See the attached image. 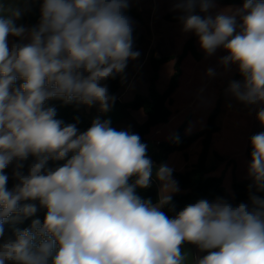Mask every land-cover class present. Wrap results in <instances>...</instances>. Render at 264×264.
I'll use <instances>...</instances> for the list:
<instances>
[{"label":"clouds","instance_id":"1","mask_svg":"<svg viewBox=\"0 0 264 264\" xmlns=\"http://www.w3.org/2000/svg\"><path fill=\"white\" fill-rule=\"evenodd\" d=\"M128 0H43L40 22L17 25L26 11L17 0H0V264H264V198L233 206L217 197L186 205L169 218L161 209L180 191L167 163L155 166L147 145L111 120L94 119L79 133L76 124L56 119L49 99L65 104H98L111 111L116 97L101 81L124 72L133 50ZM214 0H178L184 32L194 33L209 56L218 48L243 77L226 90L246 106H259L264 126V0H245L242 8L201 16ZM237 17L240 22L237 23ZM9 37L27 43L9 44ZM208 76H214L212 68ZM17 79L23 83L14 87ZM179 143V136L170 137ZM249 185L264 191V131L250 137ZM49 168V160H64ZM35 161L27 175L21 169ZM15 162L19 181L7 188L5 169ZM135 177L134 183H129ZM160 183L156 204L136 189ZM28 201V203H22ZM46 210L43 222L5 235V224ZM195 245L202 257L182 252Z\"/></svg>","mask_w":264,"mask_h":264},{"label":"trees","instance_id":"2","mask_svg":"<svg viewBox=\"0 0 264 264\" xmlns=\"http://www.w3.org/2000/svg\"><path fill=\"white\" fill-rule=\"evenodd\" d=\"M215 3L221 5H243L245 0H214ZM42 0H30L28 8L29 10L17 21V25H23L27 28L37 26L40 22L39 8ZM197 14L204 16V13L199 12V8L196 10ZM125 15L128 17L140 18L139 13L134 9L127 8ZM182 15L180 12L177 15H167L166 20L172 23H179V17ZM15 43H22L21 38L12 37ZM142 36L138 30L133 26V39L135 42L140 43ZM198 37L192 33L191 37L185 42L182 53L177 59L174 65V72L170 78L167 89L164 92H160L157 89V82L159 80V72L161 67L174 60V57H151V64L153 68V75L150 80L148 95L137 94L133 101L129 103L121 104V112L125 117H129V111L143 110L147 115V121L138 125L136 134H138L143 143H146L147 136L151 131L160 126L170 123L173 119L174 111L172 104L174 102V94L178 91L180 78L182 76V61L190 55L196 61L203 59V54L198 51L196 47V40ZM243 77L240 72L236 73L232 78L227 79L224 85L220 89L218 98L214 108L210 111L206 126L195 133L186 134V130L191 124L192 115H187L183 123L178 127L174 134L179 136V143H173L171 140L168 142H160L157 146V150L150 156L154 165H160L161 163H168L171 156L174 158L170 161L171 167L174 169L173 178L178 182L179 189L185 193L172 195V205H175L174 211H170V205L163 207L164 213L172 218L182 210L186 205L195 203L200 199H207L212 202L217 197H222L228 200L233 206L240 204L241 202L250 204V194L257 193L253 187L249 189L248 184L246 192L243 196L233 198L229 191L224 186V178L227 183H233V187L236 188L238 182L236 180V170L238 165L237 159L234 156L235 150L229 147H221L222 151H215L214 161L209 165V159L211 156L212 144L215 142H229V140H235L237 136H242L245 131V126L251 121L249 115H251L254 106H246L245 104L237 101L226 90L232 81H242ZM23 83L21 79H17L14 87L19 88ZM109 94L115 96L117 91L121 87V78L118 74L115 78L107 79L106 83ZM46 107H54L56 109V119L62 120L65 125L76 124L78 131L85 132L92 124L94 119L99 118L103 121L102 117L97 116L99 111L98 106H90L89 113L86 112L87 105L72 102L65 104L62 99L54 98L45 102ZM178 112V111H177ZM176 112V113H177ZM234 118V119H233ZM229 119H233L234 123H231ZM221 120H224V125H220ZM173 123V122H172ZM257 126H260V122L257 119ZM231 129V135L229 130ZM223 130L222 136L221 134ZM255 134V133H254ZM237 135V136H236ZM221 136V137H220ZM225 138V139H224ZM238 140V138H237ZM201 144V150L191 154L194 146ZM221 146V144H220ZM197 147V146H196ZM239 150H237L238 153ZM197 156L196 162L189 165L190 159ZM34 156H29L26 161L23 162L24 167L21 169L24 175L28 174L29 166L35 161ZM67 159L64 160H49L48 167L54 168L62 166ZM179 165V168L177 166ZM186 168L185 170H182ZM15 169V162L6 168L4 171L8 175L7 188L12 190L14 186L19 182L13 175ZM213 173L220 174L221 176H212ZM135 177L130 178L129 183H134ZM160 191L159 183L153 181L151 187L146 189H136L137 195L142 199H150L153 204L157 203L158 194ZM22 203H28L23 201ZM37 203L38 211L35 215L27 218H21L18 222H13L11 219L5 224V234L12 235L14 229L23 230L29 228L32 220L39 219L43 222L46 210L39 207Z\"/></svg>","mask_w":264,"mask_h":264},{"label":"rangeland","instance_id":"3","mask_svg":"<svg viewBox=\"0 0 264 264\" xmlns=\"http://www.w3.org/2000/svg\"><path fill=\"white\" fill-rule=\"evenodd\" d=\"M177 2L178 0H128V8L136 10L140 15L139 19L129 18L143 38L140 43L135 42L133 39V50L138 51L139 56L134 60L130 59L123 72L124 85L127 84L129 75L136 73L129 90L130 92L125 99H129L133 94L147 95L153 75L152 56L158 58L170 56L175 58L164 64L159 72L157 89L161 93L167 89L174 72V65L182 53L185 42L192 35V32H184L182 30L181 22L172 23L166 20L167 15H177L181 12L174 8ZM214 4L215 7L210 9L208 13H204V16L212 15L214 17L221 10L242 8L243 6L221 5L215 2ZM239 22L240 19L237 17V23L239 24ZM196 47L203 54V59L198 62L188 55L182 61V76L172 104V109L178 112H174L173 123L163 133V139H166L175 128H178L185 120V117L190 114L192 115V120L187 130L188 134L202 130L207 124L209 113L214 108L222 88L219 84L222 82L224 85L226 79H230L236 73H239L236 64L224 66L220 63L221 58L228 55L227 51L222 47L218 48L211 56L202 50L198 39L196 40ZM209 68L214 70V76L210 77L207 75ZM109 114L116 116V109L112 107ZM233 119H229L231 123L228 126L232 122L234 123ZM220 125H224V120H221ZM228 130L229 135H231V129L229 128ZM220 144L221 142L218 141L212 144V153L209 159L210 166L214 161L215 151H222ZM196 146H194L191 154H195L198 149L199 151L201 150V144ZM177 168H179V165ZM2 242L0 240V243Z\"/></svg>","mask_w":264,"mask_h":264},{"label":"crops","instance_id":"4","mask_svg":"<svg viewBox=\"0 0 264 264\" xmlns=\"http://www.w3.org/2000/svg\"><path fill=\"white\" fill-rule=\"evenodd\" d=\"M18 3H20V5L23 7L25 0H17ZM43 2V0H42ZM29 4V0H27V6ZM42 4V3H41ZM41 9V5L39 8V12ZM41 14V12H40ZM18 21V20H17ZM16 21V23H17ZM27 28V27H26ZM28 41L22 40V43H27ZM15 43L14 39L12 37H9V44L10 46ZM136 73H132L129 75V78L127 80V84L124 85L123 84V73L120 74V78H121V87L120 89L117 91L115 97V103L113 105V108L116 109V116H112L109 112L107 113H103L100 111H98L97 116L102 117L103 120L106 119H110L111 120V127L115 128L117 131L120 130H130L133 133H136L137 127L138 125H142L147 121V115L144 113L143 110H138V111H129L130 116L129 117H125L123 115V113L121 112V104L124 103H129L131 101H133V99L135 98V96L137 94H133L129 99H125L128 94H129V90L130 87L133 83V79ZM227 80V79H226ZM225 80V81H226ZM102 84H106L107 80L101 81ZM221 87L223 86L222 82L219 84ZM148 95V92H147ZM144 95V96H147ZM94 106H98V104H93ZM89 107H86V112L89 113ZM259 106H254V109L251 113L250 118L251 121L248 125L245 126V131H243V135L242 136H237L235 140H229V142H225V140H223V142H221V147H229L232 148L233 150H235V154L234 156L237 159L238 165L235 168L236 170V180L238 182L236 188L233 187V183H227L226 179L224 178V186L226 187V189L229 191V193L231 194V196L233 198H237L240 196H243L246 192V188L248 186V184L252 181L249 177H248V165L251 162V151H252V147L250 144V137L252 135H254V133H259L264 131V126L260 125L257 126V108ZM173 122V119H171L170 123L166 124V125H160L156 128H154L151 133L147 136V141H146V145H147V155L150 157L151 154L153 152H155L157 150V146L160 142H168L170 141V137L176 132V130L178 128H175L166 139H163V133L165 132V130L171 126ZM188 130V129H187ZM186 130V134H188V131ZM81 133V132H79ZM223 134V130L221 132L222 136ZM220 136V137H221ZM238 138V140H237ZM225 139V138H224ZM237 150L238 153H237ZM73 153H69L68 157H66L65 159L71 158ZM174 158V156H171L169 161H168V165H170V161ZM197 156H194V158L190 159V163L189 165H192L196 162ZM186 168H183L182 170H185ZM212 176H221L220 174L217 173H213ZM153 181L157 182L155 180V177L153 178ZM159 183V182H158ZM159 187H161L160 183H159ZM181 193H185L184 191L180 190L177 193H174L172 195H176V194H181ZM257 196L264 198V191L261 192H257L256 193ZM161 211L164 212L163 208L161 209ZM6 236H10L8 234H5ZM182 252H186L188 254L189 260L190 261H194V258L197 257H202L204 255L207 254V252H201L195 245L193 244H188L185 243L184 245H182Z\"/></svg>","mask_w":264,"mask_h":264}]
</instances>
